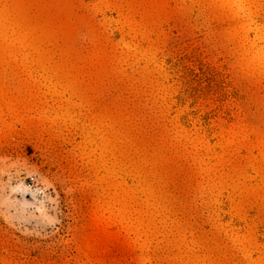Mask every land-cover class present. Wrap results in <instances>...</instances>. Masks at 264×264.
<instances>
[{"label": "rangeland", "instance_id": "1", "mask_svg": "<svg viewBox=\"0 0 264 264\" xmlns=\"http://www.w3.org/2000/svg\"><path fill=\"white\" fill-rule=\"evenodd\" d=\"M0 264H264V0H0Z\"/></svg>", "mask_w": 264, "mask_h": 264}]
</instances>
